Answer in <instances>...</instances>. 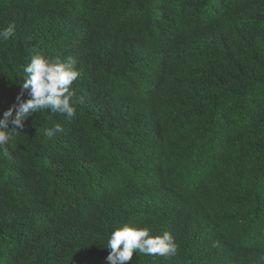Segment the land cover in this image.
Returning <instances> with one entry per match:
<instances>
[{
	"label": "trees",
	"instance_id": "trees-1",
	"mask_svg": "<svg viewBox=\"0 0 264 264\" xmlns=\"http://www.w3.org/2000/svg\"><path fill=\"white\" fill-rule=\"evenodd\" d=\"M13 23L0 120L34 55L83 78L71 121L40 111L0 148V264H108L125 225L178 245L129 264H264V0H0Z\"/></svg>",
	"mask_w": 264,
	"mask_h": 264
},
{
	"label": "clouds",
	"instance_id": "clouds-1",
	"mask_svg": "<svg viewBox=\"0 0 264 264\" xmlns=\"http://www.w3.org/2000/svg\"><path fill=\"white\" fill-rule=\"evenodd\" d=\"M15 35V24L8 25L0 32V39L7 41ZM29 37V41H31ZM74 57L61 59L60 56L45 57L37 54L32 57L31 63L25 68L26 81L24 89H30V98L22 100V93L14 104L0 120V148L4 155H8L7 144L12 136L25 128L24 121L40 111L51 110L66 116L71 121L76 116V93L72 85L83 78V69H77ZM15 113V116H13ZM64 128L58 123L47 130V135L52 137L62 133ZM111 250L107 257L108 264H129L134 253L139 255H152L161 257H174L178 254V245L170 232L153 236L149 228H137L125 225L116 229L108 242ZM219 247V241L213 244Z\"/></svg>",
	"mask_w": 264,
	"mask_h": 264
}]
</instances>
